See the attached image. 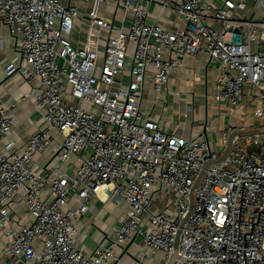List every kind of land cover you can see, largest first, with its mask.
I'll return each mask as SVG.
<instances>
[{
	"label": "built area",
	"instance_id": "1",
	"mask_svg": "<svg viewBox=\"0 0 264 264\" xmlns=\"http://www.w3.org/2000/svg\"><path fill=\"white\" fill-rule=\"evenodd\" d=\"M112 10L129 24L96 6L80 15L59 0H0L17 52L5 74L34 81L41 117L17 146L14 104L0 102L2 254L21 264H264V0H114ZM201 54L219 74L214 108L228 117L218 150L202 133L165 132L152 114L184 59ZM146 87L152 104L141 109ZM92 199L121 211L113 236L102 231L85 252L78 225ZM20 205L30 222L15 215Z\"/></svg>",
	"mask_w": 264,
	"mask_h": 264
},
{
	"label": "crops",
	"instance_id": "2",
	"mask_svg": "<svg viewBox=\"0 0 264 264\" xmlns=\"http://www.w3.org/2000/svg\"><path fill=\"white\" fill-rule=\"evenodd\" d=\"M59 1L65 5L71 4L75 6L80 15L92 12L94 6H96L97 16L111 19L115 25L127 26L129 24V17H126L123 23L118 18L114 17L112 10L114 0ZM156 7L155 3L149 5L152 12L156 11ZM169 14L170 11L168 9H164L162 12V16L166 18L169 16L171 17ZM149 20L152 21V19ZM16 57L15 38L11 36L8 29L0 23V102L1 105L6 101L14 104L11 106L10 111L19 121V124L11 134V137L15 139L17 146H21L27 141L29 135L40 125L41 117L40 113L35 110L31 99V95L34 92V81L26 82L22 81L17 74L11 77H7L5 74L6 67ZM218 75V72L214 69L213 62L209 60L207 55L201 54L198 58L186 57L184 59V65L171 75L172 79L167 85L172 94H161L159 103L153 108L152 114L159 117L160 126L165 132L180 134L184 137H195L200 133L203 134L202 127L206 123L207 129L203 137L208 139L216 150L221 148L218 139L221 129L228 122V117L221 116L216 112L214 108L215 103L211 99ZM145 90L141 109L149 107L152 104L151 92L148 91V87H146ZM173 97L182 101V106L179 109H175L169 104V98ZM189 102H193V107L205 108L207 111V118L205 119L204 113L195 115L192 112H188L187 103L189 104ZM208 104L210 107H208ZM186 111L188 114L185 116L184 113H186ZM222 111L225 112L226 109L222 108ZM261 122L264 121L261 120L260 123ZM215 124L217 126L214 127ZM1 147L2 144L0 143V149ZM37 158L42 161L41 156H37ZM108 205L109 207H107ZM120 211L121 209L119 207H115L110 203L103 205L96 199L91 200L88 212L82 217L78 225L80 231L85 230L83 237L85 252H89V250L95 247V243L100 238L102 231L107 234L112 232L110 227L116 224ZM94 214L97 215V219L90 225L89 223ZM15 215H17L22 222H30L32 220L26 213V208L22 205L16 207ZM1 235L2 234H0V264H21L20 260L2 254L5 239ZM139 242V239H136V245L134 246L138 247ZM134 246L131 248L134 249ZM131 261L132 258L130 256H125L117 264H131ZM143 264H148V261H144Z\"/></svg>",
	"mask_w": 264,
	"mask_h": 264
},
{
	"label": "rangeland",
	"instance_id": "3",
	"mask_svg": "<svg viewBox=\"0 0 264 264\" xmlns=\"http://www.w3.org/2000/svg\"><path fill=\"white\" fill-rule=\"evenodd\" d=\"M171 94H172V93H171ZM168 102H169V104H171L172 107L175 108V109H179V108L182 106V101L176 99V97L169 98ZM208 103H209V102H208ZM196 104H197V102H196ZM196 104H195V105H196ZM208 107H210L209 104H208ZM202 109H203V107H195L194 114H195V115L202 114V113H203ZM170 110H171V109H170ZM188 112H190V111H188ZM196 117H197V116H196ZM107 207H109V205H108ZM101 226H102V225H101ZM108 235H109V237H112V236H113L112 232H109Z\"/></svg>",
	"mask_w": 264,
	"mask_h": 264
},
{
	"label": "water",
	"instance_id": "4",
	"mask_svg": "<svg viewBox=\"0 0 264 264\" xmlns=\"http://www.w3.org/2000/svg\"><path fill=\"white\" fill-rule=\"evenodd\" d=\"M205 132H206V129H205V127L203 128V134H205ZM257 132V131H256ZM197 185V181H196V183H195V185L194 186H196ZM175 248H176V244H175Z\"/></svg>",
	"mask_w": 264,
	"mask_h": 264
}]
</instances>
